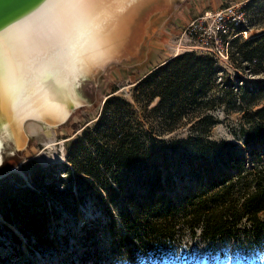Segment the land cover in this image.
<instances>
[{"label":"rangeland","instance_id":"rangeland-1","mask_svg":"<svg viewBox=\"0 0 264 264\" xmlns=\"http://www.w3.org/2000/svg\"><path fill=\"white\" fill-rule=\"evenodd\" d=\"M229 5L242 13L236 30L247 31L236 39L264 31V0H156L143 13L140 5L131 15L139 24L133 30L128 25L121 44L113 42L111 59L94 62L73 79L68 118L53 127L26 120L29 139L23 148L21 131L17 148L0 128V264H264V228L254 229L243 217L231 232L212 239L192 217L197 200L230 184L240 196L250 180L247 170L264 167L263 141L246 144L242 134L234 132L246 113L241 91L235 87L239 95L232 100L241 102L239 110L218 103L183 116L186 125L178 130L163 132L156 129L163 120V111L154 109L159 97L146 102L147 96L137 97L133 91L140 77L165 58L191 50L205 53L187 41L183 29L194 18ZM216 60L219 83L231 78L236 86L253 89L254 96L260 92L256 87L263 85L264 67L253 72L231 57ZM114 87L118 89L111 93ZM114 94L131 107L111 102L107 115L118 110L121 117L134 120L144 147L137 164L107 170L96 151L98 145L106 148V138L90 137L85 129L104 113L105 102ZM260 102L264 104V95ZM206 113L213 114L217 124L203 140L191 125ZM208 138L218 145H207ZM86 156L96 160L95 176L75 172ZM34 180L41 185L36 188ZM26 196L38 197L36 204L28 206L29 213L18 206L19 215L26 217L6 222L9 201L14 198L18 205ZM260 215L264 218V212Z\"/></svg>","mask_w":264,"mask_h":264},{"label":"trees","instance_id":"trees-1","mask_svg":"<svg viewBox=\"0 0 264 264\" xmlns=\"http://www.w3.org/2000/svg\"><path fill=\"white\" fill-rule=\"evenodd\" d=\"M231 44L230 57L237 66L247 67L253 72L264 67V31L254 33L247 39L234 38ZM218 71L217 60L210 53L185 51L165 58L154 69L146 72L134 85L133 91L137 92V97L145 99L147 96L146 102L159 97V102L154 108L163 111L161 114L163 120L156 128L159 132L178 130L186 125L181 121L183 116L201 113L218 103L225 102L231 106L230 108L239 110L241 102L237 104L232 100L241 93L240 98L246 106V113H244L245 118L240 121L239 128L234 129V132L241 133L243 142L246 144L258 139L264 143V104L260 102L264 95V82L263 85L256 87L260 92L254 96L253 89L249 90L246 84L236 86L231 78L219 83L217 81ZM235 87L241 92L236 93ZM117 89L118 87H114L111 93ZM115 101L123 102L128 109L131 107V103L126 102L122 95L114 94L105 102L104 113L94 124L86 126L85 129V131H90V137L97 134L106 138V148L98 145L96 151L107 170H111L112 167H132L143 157L144 145L139 139V125L135 126L136 122L132 119L121 117L118 110L112 111V116L107 115L108 107L112 105L111 102ZM216 122L217 118L213 114L206 113L203 117L193 121L191 130L196 129L198 137L205 140V136L211 134ZM226 143V140L222 142L223 145ZM209 144L218 145V142L216 139L208 138L207 145ZM95 165L96 160L86 156L80 165L76 164L75 172L80 177L95 176ZM64 168L70 174L69 166L65 165ZM247 175L250 176V180L240 196H235L233 189L230 188L233 184H230L223 191H217L206 198L203 197L204 199L197 200L196 204H193L195 206L192 217L201 222L205 236L213 239L227 234L238 226L239 220L243 217H246L254 229L264 228V218L260 215L264 212V167L248 169ZM34 185L37 188L41 183L34 180ZM19 189L37 193L35 189L28 187H19ZM216 194L218 198L214 200ZM31 197L26 196L18 205L14 202V198L9 201L8 209L6 212L4 210V220L19 223L23 216L19 215L18 206L25 208L29 213L30 207L28 206L36 204L38 198ZM6 222L4 224L8 227Z\"/></svg>","mask_w":264,"mask_h":264},{"label":"bare ground","instance_id":"bare-ground-1","mask_svg":"<svg viewBox=\"0 0 264 264\" xmlns=\"http://www.w3.org/2000/svg\"><path fill=\"white\" fill-rule=\"evenodd\" d=\"M155 2L50 0L34 16L0 34V118L16 147L19 131V145L27 146L26 120L53 127L68 118L73 79L109 57L113 42L126 37L128 25L133 30L139 24L131 15L140 5L143 13ZM3 145L0 136V164Z\"/></svg>","mask_w":264,"mask_h":264},{"label":"built area","instance_id":"built-area-1","mask_svg":"<svg viewBox=\"0 0 264 264\" xmlns=\"http://www.w3.org/2000/svg\"><path fill=\"white\" fill-rule=\"evenodd\" d=\"M241 17L242 13L236 12L234 6L229 5L214 13L209 11L194 18L182 33L187 37V41L194 44L193 46L210 53L218 60H228L232 40L239 34L247 32L243 29L236 30Z\"/></svg>","mask_w":264,"mask_h":264},{"label":"water","instance_id":"water-1","mask_svg":"<svg viewBox=\"0 0 264 264\" xmlns=\"http://www.w3.org/2000/svg\"><path fill=\"white\" fill-rule=\"evenodd\" d=\"M50 0H0V34L42 10ZM71 101V99H70ZM68 101V102H70ZM69 107V104H68ZM71 110V108L69 107ZM4 120L0 118L3 131ZM2 138V135H0ZM2 163V161H1Z\"/></svg>","mask_w":264,"mask_h":264}]
</instances>
